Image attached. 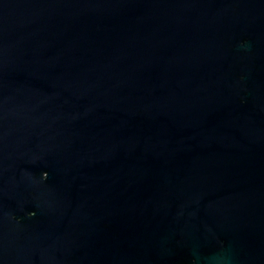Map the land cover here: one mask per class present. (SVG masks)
Segmentation results:
<instances>
[{
  "label": "water",
  "instance_id": "1",
  "mask_svg": "<svg viewBox=\"0 0 264 264\" xmlns=\"http://www.w3.org/2000/svg\"><path fill=\"white\" fill-rule=\"evenodd\" d=\"M0 264H264V0H0Z\"/></svg>",
  "mask_w": 264,
  "mask_h": 264
},
{
  "label": "clouds",
  "instance_id": "2",
  "mask_svg": "<svg viewBox=\"0 0 264 264\" xmlns=\"http://www.w3.org/2000/svg\"><path fill=\"white\" fill-rule=\"evenodd\" d=\"M46 177H47V173H46V172H44V173L41 174V178H42V179H44V178H46ZM33 214H34V213H32V212H29V213H28V215H30V216L33 215Z\"/></svg>",
  "mask_w": 264,
  "mask_h": 264
}]
</instances>
